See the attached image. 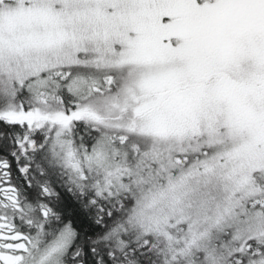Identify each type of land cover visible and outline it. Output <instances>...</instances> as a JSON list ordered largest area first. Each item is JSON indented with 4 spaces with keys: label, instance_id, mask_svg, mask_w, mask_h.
I'll return each instance as SVG.
<instances>
[{
    "label": "snow or ice",
    "instance_id": "1",
    "mask_svg": "<svg viewBox=\"0 0 264 264\" xmlns=\"http://www.w3.org/2000/svg\"><path fill=\"white\" fill-rule=\"evenodd\" d=\"M0 264H264V0H0Z\"/></svg>",
    "mask_w": 264,
    "mask_h": 264
}]
</instances>
